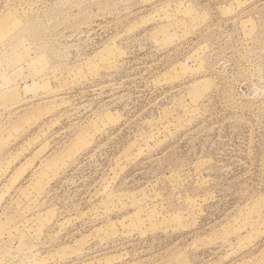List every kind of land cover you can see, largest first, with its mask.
<instances>
[{
  "label": "rangeland",
  "instance_id": "374dc122",
  "mask_svg": "<svg viewBox=\"0 0 264 264\" xmlns=\"http://www.w3.org/2000/svg\"><path fill=\"white\" fill-rule=\"evenodd\" d=\"M0 264H264V0H0Z\"/></svg>",
  "mask_w": 264,
  "mask_h": 264
}]
</instances>
